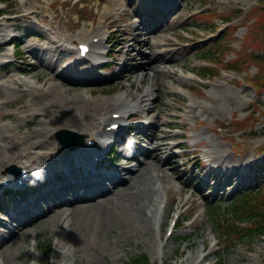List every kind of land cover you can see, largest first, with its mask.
<instances>
[{
  "label": "rangeland",
  "instance_id": "obj_1",
  "mask_svg": "<svg viewBox=\"0 0 264 264\" xmlns=\"http://www.w3.org/2000/svg\"><path fill=\"white\" fill-rule=\"evenodd\" d=\"M261 1L178 0V11L159 29L147 34L161 57L152 63L153 69L140 70L139 67L136 71L130 69L146 63L145 55L149 51L145 45L147 35L143 25L147 0L4 1L6 8L3 12L17 17L5 26L9 34L22 37L19 40L22 55L20 62L4 69L1 56L7 52L11 60L12 48H0V144L6 142L7 136L16 139L23 133L34 131L41 121L49 119L53 110L55 114L64 112L55 106L44 109L48 113L46 117L30 114L21 118L29 113L24 108L28 100L44 93L52 84L59 83L57 75L62 76L61 87L68 88L66 92L62 89L59 95H53L52 91L47 96L50 99L60 97L63 100L66 95L81 92L92 104L110 100L122 92L130 96L137 88L143 94L145 90L142 87H148L150 89L146 95L149 100L143 108L154 107V110L149 114L139 112V115L142 120H151L147 139L155 135L153 146L156 144L158 150L147 151L146 157L141 156L140 159L137 156L133 160L125 159L114 169L130 183L137 181L134 178L139 172L126 173L125 169L136 170L142 164L146 166L142 172L150 170L143 186L146 185V190L154 186L159 191L150 210L139 209V200L132 203L131 198L127 201L120 198L116 205L110 207L109 213L89 216L83 221V246L76 251L73 242L61 248L69 231L67 215L51 229L45 227V215L25 225L16 221H12V224L6 222L14 233L7 231L5 226L1 228L0 264H126L136 255L145 256L149 264H264V239L258 235L242 236L241 230L246 227L247 220L236 219L231 208L243 186L264 182V83L260 84L261 89H255L251 84L253 77L264 70V8L258 9ZM154 2L156 0L149 4L153 5ZM26 12L33 13L30 19L18 18ZM236 12H240L241 16L234 19L229 27L223 24L232 19ZM42 21H54L53 31H47ZM97 26L107 33L114 32L117 40L112 42H118L115 52L121 47L122 50L114 55L113 66L102 71L92 69V73L86 77L75 75L83 64H76V52L71 55L70 50L60 47L61 36L83 34ZM14 28L16 30L13 31ZM221 29L224 30L218 38H210ZM137 34L139 36L135 37ZM3 35L4 32L0 31V40L9 37ZM219 39H222L225 50L220 56L223 57L222 62L209 58L204 60L202 54ZM201 40L203 42H198ZM132 44L134 47H130ZM127 49L132 50L127 53ZM139 52L144 55L137 56ZM236 58H240V69L243 70L238 74L228 71L229 68L225 66ZM124 60L128 62L126 68L119 72L118 65ZM206 61L212 62L213 66L210 67ZM204 68L217 69L219 75L201 82L188 79L190 73L203 77ZM117 73H122V78H117ZM145 73L146 76L140 79ZM97 75L103 78L95 82L93 79ZM13 78L18 84L10 83ZM82 79L88 81L79 83ZM28 81L34 85L29 92H25L27 85L23 83ZM191 104L197 105V108L190 107ZM41 105L32 101V111L41 110ZM102 107L97 108V113ZM139 138H135L136 142ZM138 143L149 150V141ZM214 157L216 160L224 158V172H227L225 169L228 165L233 164L239 166L238 172H246L227 185H224L225 178L220 183H207V170L204 168L209 167L210 159ZM1 158L3 153L0 154ZM132 163L138 165L133 167ZM4 165L0 170V180L8 167L16 166L6 162ZM211 165L217 164L214 162ZM158 177L163 178L162 184ZM218 178L220 175L216 180ZM217 186L222 189L218 188L216 194ZM119 187L116 184L106 197H116ZM59 193L53 196V201L39 202V207L43 206L39 210L46 214L53 202L63 199V196L70 198L65 192ZM136 194L140 195L138 192ZM162 194L169 197V207L160 225L159 237L154 233V216ZM14 201L15 198L12 203ZM178 206H182V215L173 238L166 245L163 242L162 262L158 245ZM210 206L219 208L211 214ZM56 209L54 207L52 210ZM146 216L149 217L148 225ZM102 217L107 219L111 228L108 232H104L99 225ZM6 218L9 220V217ZM228 227H237L238 232L228 234ZM9 237L17 243L7 248L5 242ZM203 257L204 261L201 262Z\"/></svg>",
  "mask_w": 264,
  "mask_h": 264
},
{
  "label": "bare ground",
  "instance_id": "obj_2",
  "mask_svg": "<svg viewBox=\"0 0 264 264\" xmlns=\"http://www.w3.org/2000/svg\"><path fill=\"white\" fill-rule=\"evenodd\" d=\"M20 17L28 19L30 18V13L21 15ZM97 37H100L101 42H102L103 31L101 27L99 26L96 27L95 30H92L89 33H83V34L78 33L77 35L72 36V37L71 36H61L62 46L66 48L67 47L70 48L74 46V44L78 45L80 43H90L93 40V38H97ZM0 45H2V42H0ZM91 45H92L93 56L96 58L101 57L103 52L99 51L100 50L99 42L96 43L95 45L94 43H91ZM145 45L147 46L149 50L147 55H145V58H147L146 63L144 64L140 63L136 65L131 71H136L138 70L139 67H140V70L153 69L154 66L152 65V63L156 62L159 59V57H161L154 49V45L150 41V38H147V42ZM6 56H8V54H6ZM2 57H5V56H2ZM77 74H79L78 71L77 73H75V75ZM145 76H146V73L143 74V76L140 77V79L144 78ZM57 77L60 80L59 83L52 84L48 88V90H46L44 93L38 94L34 96L31 100H28V103L24 105V108L27 109L29 113L23 115L21 118L29 116L30 114H34V115L39 114L43 117H46L48 113L45 112L44 109L45 110H47L48 108L52 109L55 106H57L64 112L63 113L58 112L55 114V110H53L51 112L52 114L50 113L51 115L49 116V119L41 121L37 129H35L34 131L30 133H23L22 135L17 136L16 139L15 138L11 139L9 136H7L6 138L8 139L5 140L6 142L0 144V154L3 153V159L2 158L0 159V170L5 167L4 165L5 162L6 164L14 163L19 167H23L24 169V168H29L30 166L29 163L33 162V160L39 159L42 162L51 156L53 157L54 155L62 157V159H64L65 161H68V166H69L72 164L75 158H77V154L89 156L91 151H89V149L86 148V149H82L74 153H70V152L61 153V151H59L56 148L57 146L55 147V145L57 144L55 140V134L58 130L66 129V128L75 130L77 133L82 134L85 137H88L87 141L95 140V138L97 137V139H99V142H100L99 146L103 145L104 142L102 141V137H106L108 134V131H106L105 126H103L104 121L107 122V121L113 120L111 116L109 117L108 115L109 114L112 115L113 113H120L122 111H128L129 109L133 110L137 107L141 108L142 106L145 105V103L149 99L147 98L148 96L146 95L147 94L146 92H148L150 88L144 87V86L142 88L145 90V93L143 92V94H140V96L136 99H134V95L136 93H139L138 88L135 89V92L131 94L130 96L126 94L127 92H122V93L115 95L110 100H102L99 103H92V104L87 102L85 96L81 92H77L76 94H73L72 96L66 95V97L63 100H60V97H58L57 99L55 98L50 99V97L48 98L47 96H49L52 91L54 93L53 95H59V92L62 93V89H63V87H61L62 86L61 85L62 76L57 75ZM153 79L156 82L155 76ZM10 83L11 84L16 83V80L12 79ZM24 83L29 88L33 86V82L31 81L24 82ZM9 87H10V84H8V88ZM150 87H152V85ZM67 88L68 87L64 88L63 92H66ZM150 96L151 95H149V97ZM32 101H37L41 103L42 104L40 106L41 110L32 111V108H31ZM102 105L103 107L101 110L105 112L103 114L101 113V111L97 113L96 111L97 108L101 107ZM109 108H112L115 110L107 111ZM80 110L81 112L78 113V111ZM150 110L152 111L154 109L151 108L149 109V111ZM114 122H120V120L119 119L114 120L113 122L108 124V126ZM154 140H155V135L152 137L151 146L154 144ZM28 148L32 149L33 152L29 153L27 151L29 150ZM151 148H153L151 150L152 152H156L158 150V147L156 144ZM223 159H224L223 157H220L218 158V160H216V157H214L211 160L213 163L215 162V164H218V167L220 168L222 167V165H224ZM4 160L6 161L4 162ZM52 160L55 161L54 158H52ZM166 163H167V160L164 162V164ZM42 164L47 166V164L45 163H42ZM139 166L141 168L138 167V169L134 171L132 170V173L139 172V175L137 174L134 178V179L137 178V181L134 180V181H131L130 183H127V180L119 181L118 186L120 187L117 188L116 197H112V198L106 197L107 193H110V192H106V194L100 193L96 197H94L93 200L89 197L77 195L76 197L73 198V201L63 202V204H60L56 210H52L53 209L52 208V209H49L46 214H44L46 216L45 227L47 229L53 228L61 220V218H63V216L67 215V217H69V220H70L69 231L67 232L65 236L64 242L61 244L62 249L65 248L64 246H66V243L68 242L70 244H72L73 242V247L75 251L78 250V248H80L81 246H83L84 239H83V234H81V231L83 229V221L91 215L96 216L97 214L102 215L105 213H109L111 209L110 207L113 205H116L117 202L120 200V198H122L124 201H127L131 198L132 203L137 202L139 200L137 202L139 203L137 207L141 210L145 208L150 210L152 208V206L154 205V202L156 201L157 193L159 190L157 188H154V186L148 188L147 190L145 189L146 185L143 186V184L146 183L147 174L148 172H150V170L142 172V169H144V167L146 166H142V164H139ZM236 166H237L236 164L235 165L233 164L230 166L228 165V167L231 168L230 170L232 171L231 177L227 180L228 183L232 180L233 177L234 178L237 177L236 170L239 167H236ZM209 171H210V174L208 176V181L216 179V176L218 174L217 171L214 170L213 168H210ZM158 179L161 181V184H162V182L164 181L163 178L158 177ZM80 184H83V181L80 182ZM75 187L76 186L74 185L73 189ZM80 187L84 188L83 186H80ZM137 192L140 193V195L136 194ZM159 199L161 201V196H159ZM40 218L41 216H39L35 221L39 220ZM164 220H165V217H163L162 222ZM145 222L148 225L149 223L148 216L145 217ZM99 225L101 226V228L104 229V232H108L109 230H111L110 226L108 225L107 219L104 217H102ZM149 242H148V245L149 244L151 245V242L150 243ZM5 243L7 244V248H10V245L16 244L17 241L14 242V239H12V237H9ZM74 243L77 248L74 246ZM91 246L95 247L93 245ZM160 249H162L161 245H160Z\"/></svg>",
  "mask_w": 264,
  "mask_h": 264
},
{
  "label": "trees",
  "instance_id": "obj_3",
  "mask_svg": "<svg viewBox=\"0 0 264 264\" xmlns=\"http://www.w3.org/2000/svg\"><path fill=\"white\" fill-rule=\"evenodd\" d=\"M259 9L264 8V0L261 1ZM264 30V27H262ZM222 42H216L209 51L204 54V57L216 56L222 51ZM264 48V44L262 45ZM239 61L232 64L233 67H238ZM205 74L208 72L204 71ZM262 77V75H259ZM258 76V77H259ZM257 77V81L260 78ZM264 78V77H263ZM236 219L245 218L247 221L246 227L241 230L242 236L251 237L254 235L264 236V184L253 188L245 189L239 194L231 206ZM212 213L216 211L215 207L211 208ZM237 228V227H236ZM235 227H228V234L237 233ZM126 264H148L147 258L143 255L131 258Z\"/></svg>",
  "mask_w": 264,
  "mask_h": 264
},
{
  "label": "water",
  "instance_id": "obj_4",
  "mask_svg": "<svg viewBox=\"0 0 264 264\" xmlns=\"http://www.w3.org/2000/svg\"><path fill=\"white\" fill-rule=\"evenodd\" d=\"M58 136L62 137V138H66V137H70L71 134L69 132H66V131H61L58 133Z\"/></svg>",
  "mask_w": 264,
  "mask_h": 264
}]
</instances>
